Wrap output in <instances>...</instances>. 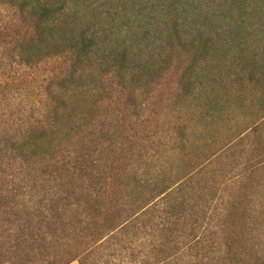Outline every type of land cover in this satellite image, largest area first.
Segmentation results:
<instances>
[{"label": "rangeland", "instance_id": "rangeland-1", "mask_svg": "<svg viewBox=\"0 0 264 264\" xmlns=\"http://www.w3.org/2000/svg\"><path fill=\"white\" fill-rule=\"evenodd\" d=\"M71 5L97 28L108 53L101 68H87L82 88L75 89L83 112L73 123L85 122L97 133L85 139L95 146L88 151L93 168L117 166L133 185L136 175L146 185L152 178L172 184L192 172L185 191L197 204L200 222L208 224L200 233L216 235L213 248L222 249L224 231L234 229L235 222H225L237 203L238 214L252 224L250 245L264 250V0H74ZM12 16L2 8L0 22ZM6 52L0 51V123L12 131V124L50 112L48 90L61 89L56 78L65 76L69 65L51 58L30 66L12 62ZM68 136L57 151L78 142V136ZM79 184L89 187L85 180ZM107 226L101 234L108 233ZM0 236L15 256L21 235L4 227ZM116 236L96 249L88 264H135L137 253V259L146 258L139 251L153 235Z\"/></svg>", "mask_w": 264, "mask_h": 264}, {"label": "trees", "instance_id": "trees-1", "mask_svg": "<svg viewBox=\"0 0 264 264\" xmlns=\"http://www.w3.org/2000/svg\"><path fill=\"white\" fill-rule=\"evenodd\" d=\"M72 1L0 0V12L5 8L13 14L0 22V51L6 50L12 62L30 66L51 58H62L69 65L68 73L56 78L61 89L48 90L51 109L45 117L28 124L16 122L10 126L12 131L1 126L5 121L0 123V228L22 238L17 254L11 256L0 236L1 264L14 259L19 264L75 260L88 264L107 239L133 232L153 235L152 250L149 245L142 248L139 255L146 258L137 259V253L135 264H264V250L250 245V218L238 214L242 207L237 203L225 222L235 226L224 231L222 249L213 248L216 235L200 233L208 224L200 222L197 204L185 191L192 172L178 176L172 184L152 178L146 185L136 175L133 185L117 166L102 172L93 168L95 161L88 158V151L95 146L85 139L97 133L89 132L85 122L73 123L83 112L75 89L82 88L79 82L87 68H101L108 53L97 28L84 19L81 8L73 9ZM68 135L78 136V142L57 151L67 144ZM84 180L89 187L79 184ZM119 211L123 213L118 216ZM113 213L118 219L110 227L107 223ZM105 226L109 229L104 235Z\"/></svg>", "mask_w": 264, "mask_h": 264}]
</instances>
